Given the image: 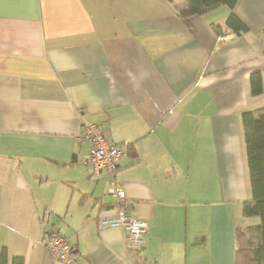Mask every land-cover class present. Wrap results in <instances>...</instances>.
<instances>
[{
	"label": "crops",
	"instance_id": "1",
	"mask_svg": "<svg viewBox=\"0 0 264 264\" xmlns=\"http://www.w3.org/2000/svg\"><path fill=\"white\" fill-rule=\"evenodd\" d=\"M190 16L170 0H0V255L64 264L41 241L69 237L77 264H235L251 197L242 114L264 106V0ZM260 70L263 91L251 93ZM129 142L112 175L86 164L84 124ZM147 222L142 245L99 221Z\"/></svg>",
	"mask_w": 264,
	"mask_h": 264
},
{
	"label": "trees",
	"instance_id": "2",
	"mask_svg": "<svg viewBox=\"0 0 264 264\" xmlns=\"http://www.w3.org/2000/svg\"><path fill=\"white\" fill-rule=\"evenodd\" d=\"M170 1L178 2L183 7L178 11V16L188 26L191 25L189 21L191 15L207 12L220 5H227L232 12L225 24L215 25L218 32L222 33L224 29H227L236 34H241L249 30V26L234 12L238 0ZM250 85L253 95L263 91V76L260 70L251 73ZM242 120L251 182V197L243 203V214L245 216H257L260 221L249 225L246 229L237 227L235 232L237 241L235 264H264V106L259 109L244 111ZM73 248H75L74 245ZM133 257V264H158L143 254V247L133 248ZM0 264H9L6 249H3L0 255ZM12 264H24V256H14Z\"/></svg>",
	"mask_w": 264,
	"mask_h": 264
},
{
	"label": "built area",
	"instance_id": "3",
	"mask_svg": "<svg viewBox=\"0 0 264 264\" xmlns=\"http://www.w3.org/2000/svg\"><path fill=\"white\" fill-rule=\"evenodd\" d=\"M78 139L89 145L86 164L96 174L107 171L112 175L109 191L122 202L121 200L126 194L124 189L117 186L115 176L118 163L128 152L130 143L113 142L105 127L93 122L84 124V130ZM99 226L103 229L114 226L124 228L129 244L134 246L143 244L147 234L146 220L134 218L122 208H119L114 216L101 218ZM41 241L52 251L53 256L64 264H77V256L74 253L72 242L62 231L48 230L43 234Z\"/></svg>",
	"mask_w": 264,
	"mask_h": 264
},
{
	"label": "rangeland",
	"instance_id": "4",
	"mask_svg": "<svg viewBox=\"0 0 264 264\" xmlns=\"http://www.w3.org/2000/svg\"><path fill=\"white\" fill-rule=\"evenodd\" d=\"M176 6L178 7V11L183 8L178 2H176Z\"/></svg>",
	"mask_w": 264,
	"mask_h": 264
}]
</instances>
